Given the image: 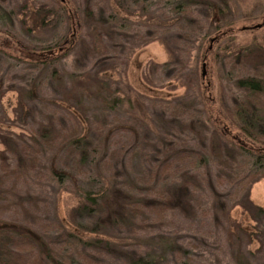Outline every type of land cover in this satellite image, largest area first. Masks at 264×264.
<instances>
[{"label": "trees", "instance_id": "16d2710c", "mask_svg": "<svg viewBox=\"0 0 264 264\" xmlns=\"http://www.w3.org/2000/svg\"><path fill=\"white\" fill-rule=\"evenodd\" d=\"M52 1L55 11H63L65 29L51 52H37L29 43L18 40L21 60L30 62L28 67L37 69V73L24 84L11 87L17 93L15 109L21 121L30 119L36 126L31 142L3 140L0 264H152L158 249L151 247L154 241L172 249L176 239L149 233L171 222L170 216L179 219L175 215H193L203 180L208 185L215 217L228 215L224 199L228 190L222 192L225 190L221 187L228 186V179L233 180L235 189L231 195L238 197V202L242 200L243 208L257 223L255 228H261L259 233L264 236V207L254 204L249 194L252 184L264 177V48L242 49L228 60L231 70L226 74L233 77L238 92L229 97L226 109L232 122L254 143L242 141L236 149L228 148L217 130H208L203 117L206 106L192 99L153 100L150 106L154 115L145 121L140 107L131 97L119 95L117 82L103 74L118 60L110 52L125 48L116 38L122 33L118 31L121 19L107 15L101 6L96 13L95 0H81L76 8L82 20L81 32L70 34L74 24L70 15H64L63 3ZM206 1L172 3L180 32L173 33L174 47L162 44L174 60L166 64L173 66L174 75L185 69L180 62L186 50L183 43L200 27L198 17L192 19V6ZM210 7L224 16V8L214 4ZM18 10L27 12L26 0ZM55 11L35 13V29L26 28L22 21L25 37L31 38L32 31L44 28L46 17ZM16 13V9L0 4V19L9 18L2 24L7 41L17 37L13 29ZM212 24L207 36L213 33ZM151 31L147 34L156 35L155 29ZM164 31L168 34V28ZM68 38L70 50L65 46ZM61 51L67 52L63 58L74 55L71 72L58 69ZM9 55L0 49V60ZM90 61L94 68H87ZM39 87H47L55 96L39 98ZM125 101L129 109L124 115L127 126L123 131L132 134L134 141L116 146L117 132L105 130L104 125L111 118L118 119L120 105ZM32 178L58 187L77 182L83 186L78 202L69 211L71 229L60 218H50L47 192L25 187ZM7 213L11 219L4 218ZM235 246L237 264H252L250 251L246 253Z\"/></svg>", "mask_w": 264, "mask_h": 264}, {"label": "rangeland", "instance_id": "374dc122", "mask_svg": "<svg viewBox=\"0 0 264 264\" xmlns=\"http://www.w3.org/2000/svg\"><path fill=\"white\" fill-rule=\"evenodd\" d=\"M26 1L28 10L21 12L18 8L25 3V0H0L2 7L13 8L17 11L13 16V29L17 37L10 38V41H7L5 27H2V24L8 22L9 18L0 19V49L10 53L9 56L0 60V172L3 171L2 163L5 158L1 155V152L5 150L4 138H10L19 143L31 142L30 135L35 131L36 126L30 119L25 122L21 121L19 112L15 109L17 93L11 87L24 84L25 80H29L37 73V69L30 70L28 67L30 62L21 60L18 40L20 38L29 43L25 44L37 52L48 54L57 37L65 29L63 11H55L52 0ZM95 1L97 3L93 5V10L96 13L101 6L107 15L114 14L117 20L121 19V28L115 27V30L118 29L122 33L119 32L116 38L117 43H123L125 46L122 52H119V47L113 53L110 52V54L117 55L118 60L115 61L113 68L103 74L117 82L116 85L121 89L119 95L131 97L140 107V114L145 121L152 119L154 115L150 106L153 100L171 102L181 97L192 99L200 106H206V113L203 117L205 123L207 121L208 130H217L219 138L228 144V148L236 149L242 141L254 144L232 122L226 109L227 104L229 109V97L238 92L233 86V77L226 74V71L231 70L228 60H231L237 51L252 46L264 48V0H208L206 4H194L192 19L198 17L196 19L200 27L194 28L196 30L193 34L190 33L188 40L183 41L185 44L183 48L186 50L180 62L181 68L185 69L175 75L172 71L173 66H166L169 62L170 65L173 64L171 63L174 61L172 55L162 44L166 43L174 47L176 43L173 33L180 32V25H177L176 17H174L175 13L171 11L175 0ZM58 2L63 3L66 10L64 15L65 13L70 15L74 23L70 34H79L82 20L80 21L76 8L82 1L58 0ZM211 4L224 8V16L221 17L218 11H213ZM49 10L55 12L46 17L47 25L37 29L39 31H32L31 38L25 37L27 35L23 32L22 21L26 28L35 29L36 24L38 25L37 12L44 13ZM210 22H213L211 26L213 33L207 36ZM222 23L228 26L218 27ZM166 28H168L169 35L164 31ZM153 29L156 35H148L147 32ZM67 40L65 46L70 50L72 43L69 38ZM61 52L58 55L61 57L58 69L62 73L71 72L74 70V55L70 54L67 58H63V54L67 52ZM92 67H95L93 61L88 62L87 68ZM39 90V98L55 96L53 93L49 94L51 90L47 87L41 89L39 87ZM128 107L127 101L123 102L119 108L121 113L118 119L111 118V121L104 125L105 130L111 129L114 133L117 132L114 135L116 146L125 145V143L132 144L134 141L132 134L123 131V128L127 126L124 122V115L128 113ZM40 119L41 116L38 115L37 120ZM140 131H142L141 128ZM194 147L197 146L194 144ZM7 161L12 164L11 159ZM232 182L233 180L228 179V186L221 187L225 190L222 192L228 190V196L224 197L229 209L227 217L220 215L215 217L212 200L209 199L208 185L203 180L198 190V197L195 201L196 210L193 215H175L179 219L168 216L171 222L149 233L157 235L158 238L176 239L172 249H167L163 243H157V239L154 241L151 247L157 246L158 249L152 264H237L233 255L236 253L235 245H239V249L243 252L250 251L248 258L252 264H264V236L259 233L261 228H255L258 227L257 223L243 208L242 200L238 202V197L231 195L235 189ZM25 187L34 192H47L48 212L52 221L60 218L68 229L72 228L68 215L72 206L78 202L79 193L83 189L79 182L58 187L53 182L48 184L46 180L32 178L28 179ZM249 192L250 200L264 207V177L254 182ZM4 218L11 219V214H5ZM159 230L164 232L165 236ZM166 234L169 235L166 236ZM249 239L252 241L248 242Z\"/></svg>", "mask_w": 264, "mask_h": 264}]
</instances>
